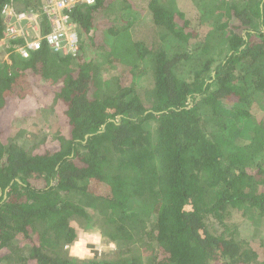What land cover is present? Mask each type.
<instances>
[{"label":"trees","instance_id":"1","mask_svg":"<svg viewBox=\"0 0 264 264\" xmlns=\"http://www.w3.org/2000/svg\"><path fill=\"white\" fill-rule=\"evenodd\" d=\"M71 18L75 54L0 49V264H264V0H94ZM93 229L99 253L72 255Z\"/></svg>","mask_w":264,"mask_h":264},{"label":"built area","instance_id":"2","mask_svg":"<svg viewBox=\"0 0 264 264\" xmlns=\"http://www.w3.org/2000/svg\"><path fill=\"white\" fill-rule=\"evenodd\" d=\"M94 0H40L41 11L23 9L15 0H8L1 8L4 28L0 37V49L13 39L21 38L23 45L18 47L22 56L30 49H37L42 40L55 52L75 54L79 48L76 23L71 18V10L78 4H92ZM39 14H43L48 30L43 33ZM6 53L3 58L6 59Z\"/></svg>","mask_w":264,"mask_h":264},{"label":"rangeland","instance_id":"3","mask_svg":"<svg viewBox=\"0 0 264 264\" xmlns=\"http://www.w3.org/2000/svg\"><path fill=\"white\" fill-rule=\"evenodd\" d=\"M140 1V0H138ZM98 22L100 21V16L97 18ZM115 52L118 53L120 56L125 57L127 55V53H131V58H127L129 60H132V43H127V42H120L118 43L117 46H115ZM7 55V54H5ZM0 58H3V56H0ZM4 59V58H3ZM128 61V60H127ZM145 82V81H144ZM44 101V100H41ZM48 103H50L48 101ZM38 107L37 102L36 103H32L29 106H26V108H24L25 111H27V109L29 110V113L34 111V108ZM254 110V111H258ZM19 115V113H18ZM46 117H51L52 113H48L45 115ZM262 110L258 111L257 113V120H261L262 119ZM50 122V120H49ZM48 128V130H54L57 126H46ZM49 132V131H46ZM264 190V189H263ZM246 216V215H245ZM245 219L243 216H241V210H239V208H234L231 212V217L229 219V222L231 224V228H237V226H240V222ZM239 228V227H238ZM99 240H100V235L98 234V230L93 229V230H88L85 234L82 233L81 237L78 239V241L69 247V252L72 255H77L79 257H91L93 256V254L96 252L99 253L100 251V244H99Z\"/></svg>","mask_w":264,"mask_h":264},{"label":"crops","instance_id":"4","mask_svg":"<svg viewBox=\"0 0 264 264\" xmlns=\"http://www.w3.org/2000/svg\"><path fill=\"white\" fill-rule=\"evenodd\" d=\"M40 20V19H39ZM44 20L46 21V19L44 18ZM47 23V22H46Z\"/></svg>","mask_w":264,"mask_h":264},{"label":"clouds","instance_id":"5","mask_svg":"<svg viewBox=\"0 0 264 264\" xmlns=\"http://www.w3.org/2000/svg\"><path fill=\"white\" fill-rule=\"evenodd\" d=\"M7 59V58H6Z\"/></svg>","mask_w":264,"mask_h":264}]
</instances>
